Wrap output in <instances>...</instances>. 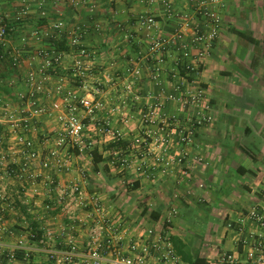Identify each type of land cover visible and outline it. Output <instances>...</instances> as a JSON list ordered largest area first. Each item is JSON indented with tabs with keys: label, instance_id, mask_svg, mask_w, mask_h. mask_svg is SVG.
<instances>
[{
	"label": "crops",
	"instance_id": "0c3cea01",
	"mask_svg": "<svg viewBox=\"0 0 264 264\" xmlns=\"http://www.w3.org/2000/svg\"><path fill=\"white\" fill-rule=\"evenodd\" d=\"M80 1L75 7L72 0H0V9L12 19L28 9L16 24L17 35L45 29L57 19L85 28L83 44L92 53L95 69L90 76L101 86V94L95 96L105 103L95 122L110 121L122 140L99 134L88 152L92 157L76 156L70 168L54 164L44 169L36 161L24 175L19 172L22 155L11 150L9 143L0 147L15 162L16 171L8 176L0 170V192L5 195L0 205L6 207L0 222V264H57L50 261V253H64L71 242L83 250L91 211L79 210L73 221L58 208L47 210L46 204L55 199L47 183L51 178L61 185L81 183L89 192H98L110 212L123 211L135 229L153 228L168 234L181 264L240 251L256 227L248 218L249 210L264 207V0H225L220 38L179 90L170 78L171 62L165 65L160 83L150 81L151 63L142 56L149 39L137 19L153 15L162 33L169 34L183 16L169 17L164 0ZM167 1L188 15L191 24L197 21L189 0ZM5 63L0 69L6 71ZM135 67L141 70V79L130 73ZM16 74L12 80L18 83ZM19 87L13 98L0 97V136L6 130L4 103L17 107ZM186 88L205 93L201 106L183 109L178 95ZM198 112L211 120L195 127L191 144H181L180 132L187 121L200 120L202 116L192 117ZM79 113L85 115L82 110ZM166 122L171 135L167 146L159 140L166 133L161 130ZM36 125L46 133L60 129L46 115ZM31 136L39 140L36 134ZM137 137L145 142L136 145ZM38 148L44 160L47 147ZM120 156L128 161L125 169L117 164ZM29 228L45 230L49 240L46 244L30 241V261H8L10 248L26 237Z\"/></svg>",
	"mask_w": 264,
	"mask_h": 264
},
{
	"label": "built area",
	"instance_id": "2783aa9c",
	"mask_svg": "<svg viewBox=\"0 0 264 264\" xmlns=\"http://www.w3.org/2000/svg\"><path fill=\"white\" fill-rule=\"evenodd\" d=\"M189 2L197 19L193 24L189 22L188 15L177 10L172 2L164 0L169 17H184L169 34L162 33L159 21L153 15H142L137 19L149 39L142 56L151 63L149 78L154 84L160 83L165 65L171 62V81L176 90L181 89L200 69L222 34L225 0ZM72 4L78 7L81 1L72 0ZM41 11L45 17V11ZM27 14L28 9L24 8L12 19L0 9V59L8 57L13 67L27 69L22 77L23 87L17 94V107L14 108L10 102L4 103L6 130L0 136V147L9 143L11 150L22 155L19 164L22 175L28 174L36 161L44 169L54 164L70 168L76 156L92 157L88 152L93 138L99 134L110 136L116 142L122 140L120 132L112 127L110 121L105 119L95 122L97 112L103 109L105 103L95 96L101 94V86L90 76L92 58L83 44L86 33L84 27L57 19L48 23L45 29H33L27 34L17 35L16 24ZM62 39L67 40V49L63 51L56 49L55 44ZM45 41L49 46H46ZM130 73L133 78L141 79V70L137 67ZM12 83L16 82L12 80ZM130 88L128 86V90ZM178 97L184 110L196 109L204 102L205 93L200 89L186 88ZM154 105L159 107L157 102ZM79 110L85 115L82 116ZM43 115L54 118L60 124V129L50 133L40 131L36 123ZM195 115L202 117L197 122L187 121L185 129L180 132L181 144H191L195 140V127L211 120L201 112ZM166 125L161 128L166 133L159 139L165 146L171 142L169 122ZM32 134H36L39 140ZM144 142L142 137L134 140L136 145ZM38 145L47 147L48 156L44 160H41L42 153ZM71 150L76 155L71 154ZM0 153V170L3 169L8 176L14 175L15 162L9 161L3 149ZM127 162L122 156L117 160L121 169L126 168ZM47 183L55 192L54 202L45 206L47 210L58 208L73 221L77 219L79 210L91 211L83 250L71 242L70 249L64 253L51 252L50 261L57 264H181L168 234L153 228L135 229L123 211L111 213L102 196L98 192H89L81 183L61 185L55 178L49 179ZM0 200H5L2 192ZM5 211L6 207L0 205V222ZM172 213L176 215L177 210L173 209ZM248 218L256 227L244 239L240 251H223L214 259L199 264H264V207L250 209ZM40 231L42 234L38 237L39 231L29 228L26 237L10 248L6 256L8 261H30L33 253L30 241L46 244L49 240V234L43 229ZM124 250L128 252L124 254Z\"/></svg>",
	"mask_w": 264,
	"mask_h": 264
},
{
	"label": "trees",
	"instance_id": "16d2710c",
	"mask_svg": "<svg viewBox=\"0 0 264 264\" xmlns=\"http://www.w3.org/2000/svg\"><path fill=\"white\" fill-rule=\"evenodd\" d=\"M242 35V34H241ZM56 49L58 50H66L67 49V40L66 39H62L59 42H56ZM6 62L5 66L6 68H8L6 71L3 70L2 68L0 69V96L3 97H7V98H13L14 94H16V87L18 85V83H12V74H16V70L13 69H17V67H13L12 62L10 61V59L8 57L4 58V59H0V66L2 63ZM19 86V85H18ZM99 161V160H96ZM42 234L41 231L38 232V237H40ZM176 243V240H175ZM178 243V242H177ZM179 246H181L182 248H184L185 246L179 242ZM181 248V250H182ZM180 250V249H179ZM181 252V251H179ZM182 255H184V251L181 252ZM201 262H197L194 264H199Z\"/></svg>",
	"mask_w": 264,
	"mask_h": 264
},
{
	"label": "rangeland",
	"instance_id": "374dc122",
	"mask_svg": "<svg viewBox=\"0 0 264 264\" xmlns=\"http://www.w3.org/2000/svg\"><path fill=\"white\" fill-rule=\"evenodd\" d=\"M53 21H54V20H53ZM50 22H52V21H50ZM34 29H35V28H34ZM84 29H85V28H84ZM32 30H33V29H32ZM29 32H30V31H29ZM24 33H25V32H24ZM27 33H28V32H26V34H27ZM46 46H49V43H48V42L46 43ZM88 50H89V49H88ZM89 52H91V51L89 50ZM91 54H92V53H91ZM20 68H21V69H20ZM20 68L17 67L18 70H16V69H13V70H16V72H17L16 75H18L17 77H18V79L20 80V81L18 82V85L21 87V86H22V79H21V78L24 76V71L26 72L27 69L25 70L26 67H20ZM93 70H95V69H93V67H92V71H91V72H92V73H95V72H93ZM20 77H21V78H20ZM92 79H93V78H92ZM18 85H17V87H18ZM20 87H19V88H20ZM22 87H23V86H22ZM0 97H1V96H0ZM3 98H5V97H3ZM190 109H193V108H190ZM190 109H189V110H190ZM0 115H2V114H0ZM194 116H196V115H195V114H194V115L192 114V117H194ZM4 120H5V119H4ZM5 125H6V123H5ZM4 132H5V131H4ZM251 150H252V148H251Z\"/></svg>",
	"mask_w": 264,
	"mask_h": 264
}]
</instances>
